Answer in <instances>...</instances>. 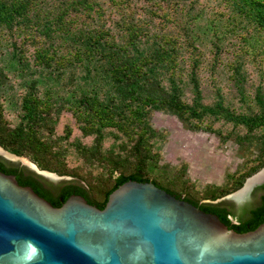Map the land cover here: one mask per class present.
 Wrapping results in <instances>:
<instances>
[{
	"label": "trees",
	"instance_id": "16d2710c",
	"mask_svg": "<svg viewBox=\"0 0 264 264\" xmlns=\"http://www.w3.org/2000/svg\"><path fill=\"white\" fill-rule=\"evenodd\" d=\"M111 1L107 5H116L121 11H124L121 6L127 8L134 3L132 0ZM225 1L233 7L231 14L225 16L216 12L210 16L209 22L219 20L220 26L209 23L195 26L194 20H187L192 26L188 32L193 34V38L186 39L187 42L183 40V31L181 35L178 32L175 35L162 36V40L147 42L148 39H143H154L155 34L148 33L149 23L144 17L158 16L154 7H145L144 13L138 16L131 12H121L122 17L116 21L117 26L109 28L102 24L97 25L100 18L108 12V6L105 7L101 0H56L48 7L46 0H0V33L5 31L11 37L10 46L15 50L13 58L20 66L18 73L21 71L24 74L30 69L35 72L44 67L58 79L66 67L73 68L78 65L85 68L82 76L86 79L85 83H91L89 87L79 83L73 93L75 102L66 106L60 102L65 99L56 97L52 89H46L44 95H40L33 85L37 81H31L18 100L21 118L15 127H10L0 104L1 145L18 155L31 156L42 168L60 174H72L78 178L74 177L71 181H62L59 184L47 182L54 189L52 192L42 182L41 179L45 178L31 170L26 172L19 163L9 162L0 156V169L7 173H16L21 184L33 186L40 195L56 206L62 205L71 194L77 193L103 208L110 193L125 181L152 180L177 197L189 200L206 211L217 213L230 228L239 232L255 229L264 221V194L260 204L251 209L249 217L233 222L230 212L224 206L225 202H202L203 199H217L226 195L228 188L208 187L198 196L189 186L179 188L177 177L174 179L175 184L173 180L164 182L162 176L155 175L159 169L157 157L151 147V140L157 130L149 125L150 111L166 109L178 115L188 129L204 128L218 132L223 141L233 138L246 152L258 149L254 158L256 164L250 167L246 165L245 171L237 177L235 187L241 186L247 176L264 166V89L259 88L256 91L254 103L257 107L248 112L237 110L219 94L211 104L203 101L196 68L203 64L200 57L206 55L207 51L201 50L195 43L198 42V37L200 43H212L210 51L214 57H218L223 51L242 56L244 45L231 37L233 35L237 38L239 35L231 25L241 20L243 24L245 20L264 33V0ZM166 2H169L172 12L165 10L164 20L172 23L176 21L175 25L182 28L181 24L186 21L180 24L177 17L187 8H193L195 1ZM153 4L164 9L161 1L153 0ZM112 12L109 11L111 15ZM197 17L198 15L195 18ZM227 24L230 25L229 28L221 29ZM16 32L18 38L14 37ZM247 39L244 38V41ZM65 45L67 50L62 49L63 53H60ZM28 53L32 55V60L28 58ZM188 57L193 68L191 75L186 76L177 68ZM222 64L224 62L220 61L219 65ZM232 65V79L238 94L242 95L240 98L243 103L249 97L246 92L247 78L241 61ZM181 66L184 67L182 62ZM216 66L214 62V69ZM8 77V73L0 65V86L5 84ZM164 77L168 78L166 85ZM185 84L192 86L191 103L182 98ZM66 107L72 110L83 135L95 136L91 145L80 139L72 141L71 144L85 160H100L101 165L106 167L108 176L95 180L91 176L68 170L60 164L64 153L58 148V137L55 138L58 123L56 113H61ZM206 118L224 120L234 124V129L243 126L245 132L235 134L231 130L223 134L221 130L213 128L212 123L204 126ZM72 132V126L66 125L63 138H70ZM112 132L116 138L118 134L127 137V140L121 142L123 150L127 152L123 158L113 150L110 155H103L102 142ZM250 160L253 159L249 158ZM116 173L119 175L116 176ZM159 174L163 175L162 170ZM260 188H264V183Z\"/></svg>",
	"mask_w": 264,
	"mask_h": 264
},
{
	"label": "water",
	"instance_id": "95a60500",
	"mask_svg": "<svg viewBox=\"0 0 264 264\" xmlns=\"http://www.w3.org/2000/svg\"><path fill=\"white\" fill-rule=\"evenodd\" d=\"M0 156L55 184L74 179L1 144ZM263 170L239 190L202 202L251 207L264 177L252 181ZM0 264H264V221L239 232L152 180L125 181L103 208L77 193L56 206L0 169Z\"/></svg>",
	"mask_w": 264,
	"mask_h": 264
},
{
	"label": "rangeland",
	"instance_id": "374dc122",
	"mask_svg": "<svg viewBox=\"0 0 264 264\" xmlns=\"http://www.w3.org/2000/svg\"><path fill=\"white\" fill-rule=\"evenodd\" d=\"M55 1L56 0H46L47 7ZM101 1L104 3L103 5L105 7L108 6V12L100 18L101 20L97 25L102 24L109 28L117 26L116 21L122 17L121 12H131L138 16L144 13L145 7H154L159 15L144 17L148 19L147 22L149 23L148 28L150 31L148 33L155 34L154 39H149L147 37L143 39L145 41L148 39L147 42H151L155 39L162 40V36H167L169 34L175 35L178 32L181 35L182 31L185 33V35H182L183 40L187 42L191 37L193 38V34L188 32L192 26L187 23V20H194L195 26H198V24L202 26L204 23L216 26L219 24L218 26H220L221 21L219 20H212L209 22L211 14L217 12L218 14L228 16L233 9V7L230 6L231 4L225 0H194L195 3L193 4V8H187V10L178 15L177 19H179L180 24L182 21H186V23L181 24L182 28H180L178 25H175L176 21L172 23L169 22L170 20L165 21L163 18L165 10L172 12L171 6L169 5L170 1L158 0L162 2L164 7V9H160L157 5L153 4V0H132L134 3H132L131 6L127 8L121 6L124 11H121L116 5H107L112 3L111 0ZM182 5L184 4L182 3ZM109 11H113L112 15ZM197 15L198 17L195 18ZM243 21V24L241 20L231 25L236 33H239L237 38L233 35H231V37L237 43L244 45V49H242L241 52L242 56L235 55L233 52L223 51L218 57H214L210 51L212 43H207V41L206 43H200V38L198 37V42L196 41L195 43L199 45L201 50L207 51V53L200 57V61L203 62V64L196 69L201 82L200 86L203 91V101L205 103H213L218 98L217 96L219 94L223 95L226 102L237 110L248 112L252 108L255 109L257 107L254 103L256 91L259 88L264 89V33L259 32L253 24L245 20ZM228 26L230 25L227 24L225 28L221 27V29H227L229 28ZM17 34L18 32H16L15 38H18ZM242 36L248 38L246 42ZM0 37V65L9 76L5 84L0 86V104L3 106L5 118L11 124L10 127H15L20 122L21 108L18 100H20L22 94L25 93L26 86L33 80L37 81L33 85L38 89L40 95H44V90L52 89L56 97L65 99L60 100V102L65 103L66 106H71L75 102L76 97L73 93L76 92V88L79 86L78 84H87V82L85 83L86 79L82 77L85 68L78 65H74L73 68L66 67L58 79L54 74L51 75L52 73L44 67L37 69L35 72L30 71L32 70L30 69L24 72V74L21 73V71L18 73L20 66L13 58L15 50L10 46L12 42L10 39L11 37H9V34L5 31H3V34L0 33ZM142 45L146 46L148 44ZM66 46L67 45L61 48L60 53H63L62 49L67 50L68 47ZM166 47H168L167 44ZM28 58L32 60V55H29ZM190 61V57L186 60H182L181 62L184 67L181 66L180 62L177 68L186 76L191 75V70L193 68V66L190 65ZM220 61H223L224 64L219 65ZM237 61L242 62L243 71L247 78L246 84L248 85V89L246 92L249 97L247 101L243 103L241 100L242 95L238 94L235 88V81L232 79L234 74L232 63L235 64ZM214 62L217 64L215 69ZM72 77L73 81H71ZM164 78L165 84L168 78ZM90 84L88 83L86 87H89ZM168 85L169 83L167 86ZM182 98L185 101L192 102L193 91L191 85H184ZM56 117L58 118V123L55 129V138L58 137V148L64 153V157L60 164L68 170L75 171L79 175L91 176L95 180L108 176L109 173L106 167L101 165L100 160H85L77 153L71 144L72 141L80 139L83 143L91 145L94 142L95 136L83 135L70 108L66 107L61 113H56ZM207 123H212L213 128L221 130L223 134L231 130H234L233 132L235 134H242L245 132L243 126L234 129V124L224 120L206 118L203 125ZM66 125H71L73 129L72 135L68 139H64L62 136ZM149 125L153 130H157V134L151 140V147L155 157H157L159 169L158 173L156 172L155 175L162 176L164 182L168 180H173L174 182V179L177 177L178 182L176 183H178L179 188L189 186L198 196L204 193L208 187L228 188L229 192L226 194H229L242 188L246 178L252 175L247 176L241 186L235 187L237 183L236 179L245 171L246 165L250 167L256 164L254 158L258 154V149L246 152L241 149L239 143L233 138L223 141L222 135L218 132L204 128L200 130L188 129L178 115L166 109L151 110ZM117 136L118 138H116L112 132V134L109 133L104 138L102 142V152L104 156L110 155L112 150L116 155H120L122 158L126 156L127 152L123 150L121 142L127 140V137L120 134ZM26 156L31 159V156ZM249 158L253 160L249 161ZM161 170L163 175L159 174ZM61 175L76 177L72 174ZM117 175H119V173H116V176ZM235 221L237 220L235 219Z\"/></svg>",
	"mask_w": 264,
	"mask_h": 264
},
{
	"label": "flooded vegetation",
	"instance_id": "af4514ba",
	"mask_svg": "<svg viewBox=\"0 0 264 264\" xmlns=\"http://www.w3.org/2000/svg\"><path fill=\"white\" fill-rule=\"evenodd\" d=\"M7 161H9V160H7ZM9 162H11V161H9ZM13 163H16V162H13ZM19 166L24 168V170H26V172H28L27 170H29V169L27 167L22 166L20 164H19ZM11 173H13V172H11ZM13 174H16V173H13ZM41 180L48 188H51V186L47 183V182H50V180H48V179H46V180L45 179H41ZM51 189H52L51 191L54 192V189L53 188H51ZM263 194H264V188L261 189V193L258 196L259 198L255 199V202H254V204L251 207H249L247 205L248 202H250V201H246V202L242 203L243 200H240V201H235L234 204L225 202L224 206L230 212V216L233 219V222L235 221V219L237 221H239V220H244L247 217H249L251 209L256 207L258 204H260L261 197H262ZM256 200H257V202H256ZM236 212L240 213V214L237 215Z\"/></svg>",
	"mask_w": 264,
	"mask_h": 264
},
{
	"label": "bare ground",
	"instance_id": "6f19581e",
	"mask_svg": "<svg viewBox=\"0 0 264 264\" xmlns=\"http://www.w3.org/2000/svg\"><path fill=\"white\" fill-rule=\"evenodd\" d=\"M263 177H264V170H263L260 174L256 175V177L253 179L252 182H254V181H256V180H260V179H262ZM251 184H252V183H251ZM249 186H250V184H249Z\"/></svg>",
	"mask_w": 264,
	"mask_h": 264
}]
</instances>
